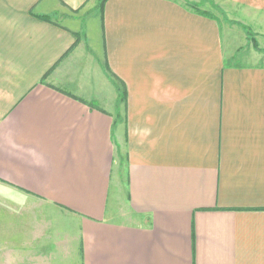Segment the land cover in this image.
<instances>
[{"label": "crops", "instance_id": "0c3cea01", "mask_svg": "<svg viewBox=\"0 0 264 264\" xmlns=\"http://www.w3.org/2000/svg\"><path fill=\"white\" fill-rule=\"evenodd\" d=\"M100 1L0 0V264H264V0Z\"/></svg>", "mask_w": 264, "mask_h": 264}, {"label": "rangeland", "instance_id": "374dc122", "mask_svg": "<svg viewBox=\"0 0 264 264\" xmlns=\"http://www.w3.org/2000/svg\"><path fill=\"white\" fill-rule=\"evenodd\" d=\"M207 11L214 12L215 14L219 15L216 10L211 6H204ZM225 16V14H224ZM228 20H221V25H226ZM226 28L223 27V36L225 35ZM249 36V40L252 43V46L259 50L258 45H256L255 35L249 31L247 33ZM78 62V63H77ZM77 68L71 69V71L76 75L75 79H78L80 84L87 86L88 88H92L93 90L97 91V101L96 104H99L103 107L106 111L111 113L114 117L118 114V105L119 100H121L122 93L121 87L106 70L103 60L98 61L95 57H87V60H79L77 61ZM71 66L68 67V70ZM73 67V66H72ZM75 67V66H74ZM80 67V68H78ZM100 68V69H99ZM59 85V83H55ZM75 92V90H69ZM117 159H115V162ZM117 170V165L115 163L113 168V174H115ZM19 264H25L24 262H20Z\"/></svg>", "mask_w": 264, "mask_h": 264}, {"label": "trees", "instance_id": "16d2710c", "mask_svg": "<svg viewBox=\"0 0 264 264\" xmlns=\"http://www.w3.org/2000/svg\"><path fill=\"white\" fill-rule=\"evenodd\" d=\"M105 0H101L100 1V3H99V8H102V5H103V2H104ZM195 8V7H194ZM207 16H209V17H212L210 14H207Z\"/></svg>", "mask_w": 264, "mask_h": 264}]
</instances>
